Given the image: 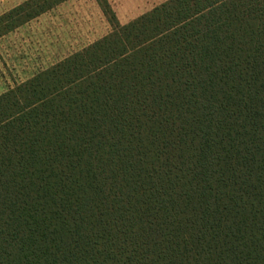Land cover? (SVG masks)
Here are the masks:
<instances>
[{
	"label": "trees",
	"instance_id": "16d2710c",
	"mask_svg": "<svg viewBox=\"0 0 264 264\" xmlns=\"http://www.w3.org/2000/svg\"><path fill=\"white\" fill-rule=\"evenodd\" d=\"M96 2L109 33L0 94V264H264V0Z\"/></svg>",
	"mask_w": 264,
	"mask_h": 264
},
{
	"label": "rangeland",
	"instance_id": "374dc122",
	"mask_svg": "<svg viewBox=\"0 0 264 264\" xmlns=\"http://www.w3.org/2000/svg\"><path fill=\"white\" fill-rule=\"evenodd\" d=\"M26 0H0V14ZM119 24L167 0H105ZM110 31L96 0H68L0 38V94Z\"/></svg>",
	"mask_w": 264,
	"mask_h": 264
}]
</instances>
